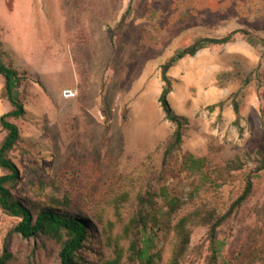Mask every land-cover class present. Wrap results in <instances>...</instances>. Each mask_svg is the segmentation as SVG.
I'll return each instance as SVG.
<instances>
[{
    "label": "rangeland",
    "instance_id": "obj_1",
    "mask_svg": "<svg viewBox=\"0 0 264 264\" xmlns=\"http://www.w3.org/2000/svg\"><path fill=\"white\" fill-rule=\"evenodd\" d=\"M244 29L169 69V104L186 128L166 156L176 127L159 101L162 66L198 37ZM0 48L30 68L20 71L13 192L35 212L88 218L82 264L117 249L142 264L131 239L153 264H264V0H0ZM85 83L90 91L62 98V86ZM3 85L0 75V117L11 109ZM249 179L251 195L232 209ZM140 210L147 229L126 230ZM19 220L0 209V255L7 245L10 264H60L55 239L11 233Z\"/></svg>",
    "mask_w": 264,
    "mask_h": 264
},
{
    "label": "trees",
    "instance_id": "obj_2",
    "mask_svg": "<svg viewBox=\"0 0 264 264\" xmlns=\"http://www.w3.org/2000/svg\"><path fill=\"white\" fill-rule=\"evenodd\" d=\"M131 13L132 6L128 8L125 16L128 17ZM238 33L249 34V30H234L222 38L198 37L189 46L178 49L172 58L162 66V77L165 86L159 101L165 113V118L176 127L173 139L166 148V156L171 155L181 145L186 128V120L175 114L169 104L168 95L172 91V81L167 74L169 69L177 64L180 59L186 56H194L205 47L233 42ZM0 75L4 77L3 95L8 98L11 104V109L0 117L1 131L5 132V136L0 142V167L4 172L0 176V209L8 215L20 219L11 233L19 234L26 239L37 238L41 235L53 238L60 243V264H82L79 260L80 252L86 246L91 235L88 218L82 214L74 215L54 207H47L35 212L13 192V189L21 179L20 169L14 162L12 155L22 139L20 127L15 121L26 114L19 90L24 80V75L13 63L6 62L1 57V54ZM232 78H235V76H232ZM249 83L250 80H247L245 84L248 85ZM233 103L238 122L241 118L240 103L236 98H234ZM222 104L220 103V105ZM209 108L213 110L215 105ZM262 168H264V165H262ZM253 186V180L249 179L242 194L233 203L232 209L240 207L249 198ZM220 223L221 221L217 222L211 229V239L214 243L216 230ZM135 225H143V228L147 229L146 212L140 210L136 215H133L129 224L126 225V230ZM182 228L184 229V227ZM128 249H131L133 257L140 259L142 264H153V256H151L146 243L143 247H140L137 241L131 239ZM12 256V252L6 245L3 254L0 255V264H10ZM123 259L122 251L117 249L114 257L104 260L101 264H124ZM214 259H217L216 253H214Z\"/></svg>",
    "mask_w": 264,
    "mask_h": 264
},
{
    "label": "crops",
    "instance_id": "obj_3",
    "mask_svg": "<svg viewBox=\"0 0 264 264\" xmlns=\"http://www.w3.org/2000/svg\"><path fill=\"white\" fill-rule=\"evenodd\" d=\"M13 51H15V49L14 48H11ZM16 67H17V64H16ZM30 68L28 67V66H24V67H22V68H19L18 67V70L19 71H27L28 72V70H29ZM72 87H79V90H80V94L83 92V91H90L91 90V86L87 83H85V87H82V85L80 84H75V85H64V86H62L61 88H60V91H62L64 88H72Z\"/></svg>",
    "mask_w": 264,
    "mask_h": 264
},
{
    "label": "built area",
    "instance_id": "obj_4",
    "mask_svg": "<svg viewBox=\"0 0 264 264\" xmlns=\"http://www.w3.org/2000/svg\"><path fill=\"white\" fill-rule=\"evenodd\" d=\"M61 96L66 100L74 99L78 96V90L75 88H64L61 91Z\"/></svg>",
    "mask_w": 264,
    "mask_h": 264
}]
</instances>
